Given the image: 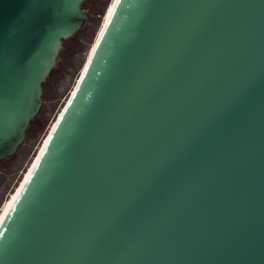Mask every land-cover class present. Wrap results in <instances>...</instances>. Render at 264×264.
<instances>
[{
    "label": "water",
    "instance_id": "obj_1",
    "mask_svg": "<svg viewBox=\"0 0 264 264\" xmlns=\"http://www.w3.org/2000/svg\"><path fill=\"white\" fill-rule=\"evenodd\" d=\"M86 1L0 0V161ZM0 264H264V0H119L0 224Z\"/></svg>",
    "mask_w": 264,
    "mask_h": 264
},
{
    "label": "rangeland",
    "instance_id": "obj_2",
    "mask_svg": "<svg viewBox=\"0 0 264 264\" xmlns=\"http://www.w3.org/2000/svg\"><path fill=\"white\" fill-rule=\"evenodd\" d=\"M117 1L87 0L83 4L85 10H88L91 4L93 9L90 14L87 12L84 28L64 43L57 65L44 83V103L40 115L29 126L25 142L18 152L13 157L0 162V171L7 176V181L0 186V213L22 183L30 165L39 154L41 143L48 136L51 126L57 121L59 113L68 102L98 31Z\"/></svg>",
    "mask_w": 264,
    "mask_h": 264
},
{
    "label": "bare ground",
    "instance_id": "obj_3",
    "mask_svg": "<svg viewBox=\"0 0 264 264\" xmlns=\"http://www.w3.org/2000/svg\"><path fill=\"white\" fill-rule=\"evenodd\" d=\"M118 1H119V0H118ZM118 1L112 6V8H111L110 11L108 12L107 16L105 17L104 23H103L101 29H99L100 31H98V34H97V36H96V38H95L94 44H93V46H92V49H91V51H90V53H89V56H88L86 62L84 63V66H83V68H82L81 73L83 72V70H84L86 64L88 63V60H89V58H90V56H91V54H92V52H93V50H94V48H95L97 42H98V39L100 38L102 32H103L104 29L106 28V26H107V24H108V22H109V20H110V17L112 16V14H113V12H114V10H115V7H116V5L118 4ZM72 92H73V91H72ZM72 92H71V93H72ZM59 114H61V113H59ZM58 117H59V116H58ZM55 124H56V121H55L54 124L51 126V128H50L51 130L54 128ZM51 130H50V132H51ZM50 132H49V133H50ZM48 135H49V134H48ZM47 137H48V136H47ZM47 137H46V139H44L43 142L41 143L40 148H39V154H38L37 158L35 159V161L32 162V164L30 165V167H29L27 173L25 174V177L23 178L22 183H21L20 186L16 189L15 193L12 194L11 198L7 201V203L4 205V208L2 209V212L0 213V224L2 223V221L4 220V218L6 217L7 213L9 212V210H10V208H11V206H12V204L14 203V201H15V199H16L18 193L20 192V190H21L23 184H24L25 181L27 180V178H28L29 174L31 173L32 169L34 168V166H35V164H36V162H37V160H38V158H39V156H40V154H41V152H42V150H43V148H44V146H45V143H46V141H47Z\"/></svg>",
    "mask_w": 264,
    "mask_h": 264
},
{
    "label": "trees",
    "instance_id": "obj_4",
    "mask_svg": "<svg viewBox=\"0 0 264 264\" xmlns=\"http://www.w3.org/2000/svg\"><path fill=\"white\" fill-rule=\"evenodd\" d=\"M67 40H68V39H67ZM67 40H64V43H65ZM63 45H64V44H63ZM61 51H62V50H61ZM60 55H61V52H60V54H59V57H60ZM59 57H58V59H59ZM36 119H37V118L33 119V120L30 122V125L33 124V123L36 121ZM28 130H29V129H28ZM28 130H27V132H28ZM27 132H26V133H27ZM3 160H6V159H3ZM3 160H1V161H3ZM1 161H0V162H1Z\"/></svg>",
    "mask_w": 264,
    "mask_h": 264
}]
</instances>
